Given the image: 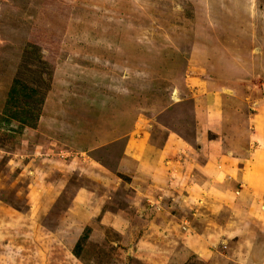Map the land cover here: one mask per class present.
I'll use <instances>...</instances> for the list:
<instances>
[{"label":"rangeland","instance_id":"obj_1","mask_svg":"<svg viewBox=\"0 0 264 264\" xmlns=\"http://www.w3.org/2000/svg\"><path fill=\"white\" fill-rule=\"evenodd\" d=\"M261 166L264 0H0V264H264Z\"/></svg>","mask_w":264,"mask_h":264},{"label":"crops","instance_id":"obj_2","mask_svg":"<svg viewBox=\"0 0 264 264\" xmlns=\"http://www.w3.org/2000/svg\"><path fill=\"white\" fill-rule=\"evenodd\" d=\"M261 168H262V166H261ZM255 169H256V171H254ZM262 169H264V168H262ZM259 170H260V167H257V168L254 167L253 171H249L248 172V176L251 178V180L259 175L258 172H257ZM261 214H262V216L260 218L263 219L264 218V213L262 212ZM202 233H203V235L205 234L204 231L201 232V235H202ZM257 246H258V249L264 250V243L263 244H259Z\"/></svg>","mask_w":264,"mask_h":264}]
</instances>
